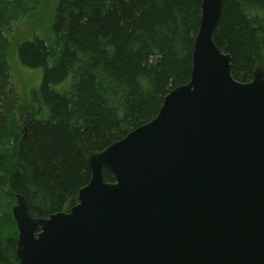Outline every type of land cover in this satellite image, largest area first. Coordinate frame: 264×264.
<instances>
[{
    "label": "water",
    "instance_id": "obj_1",
    "mask_svg": "<svg viewBox=\"0 0 264 264\" xmlns=\"http://www.w3.org/2000/svg\"><path fill=\"white\" fill-rule=\"evenodd\" d=\"M223 2L202 0L190 80L86 155L77 204L36 217L16 194L20 264H264V68L234 78L213 38Z\"/></svg>",
    "mask_w": 264,
    "mask_h": 264
},
{
    "label": "trees",
    "instance_id": "obj_2",
    "mask_svg": "<svg viewBox=\"0 0 264 264\" xmlns=\"http://www.w3.org/2000/svg\"><path fill=\"white\" fill-rule=\"evenodd\" d=\"M40 2L0 0V264H20L16 194L36 217L68 211L91 179L86 155L153 119L190 80L202 0H56L49 36L16 45L17 65L40 71L22 90L11 35ZM213 38L234 78L252 80L264 68V0H224Z\"/></svg>",
    "mask_w": 264,
    "mask_h": 264
},
{
    "label": "rangeland",
    "instance_id": "obj_3",
    "mask_svg": "<svg viewBox=\"0 0 264 264\" xmlns=\"http://www.w3.org/2000/svg\"><path fill=\"white\" fill-rule=\"evenodd\" d=\"M55 2L56 0H42V2H40L36 9L30 13L26 19H24L18 26L16 25L11 35L13 38V44L8 53L9 56H11L10 62L15 74L14 80L17 86L22 87V90L23 88H28L31 85L38 84L40 80V71L34 69H23L17 65L15 60L16 45L19 41L31 36L33 33L49 36L54 15Z\"/></svg>",
    "mask_w": 264,
    "mask_h": 264
}]
</instances>
